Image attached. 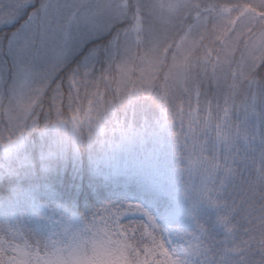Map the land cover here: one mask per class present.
<instances>
[{"label": "snow or ice", "instance_id": "1", "mask_svg": "<svg viewBox=\"0 0 264 264\" xmlns=\"http://www.w3.org/2000/svg\"><path fill=\"white\" fill-rule=\"evenodd\" d=\"M200 7L0 0L8 143L38 128L37 109L49 100L55 118L50 107L45 126L67 123L72 110L75 136L88 123L86 153L122 178L112 195L110 181H82L75 204L99 206L83 219L60 214L67 223L58 231L0 223V264H264V21L243 44L260 56L237 61L243 27L227 36L235 20L213 15L216 4L208 15ZM191 8L196 22L185 23ZM69 153L81 155L79 140ZM64 182L73 183L70 172Z\"/></svg>", "mask_w": 264, "mask_h": 264}, {"label": "rangeland", "instance_id": "2", "mask_svg": "<svg viewBox=\"0 0 264 264\" xmlns=\"http://www.w3.org/2000/svg\"><path fill=\"white\" fill-rule=\"evenodd\" d=\"M188 2L192 5L199 4L201 6L199 11L202 15H208L209 11H211V9L207 7L208 5L216 4L218 7L216 8L213 15H218L219 17L225 18L230 16L233 20H235L236 28L229 31L226 34L227 36H234L235 32L241 27H243L247 34L249 32L247 31L249 28L252 29L255 24L257 25V23H260V21H264V0H215V2L214 0H188ZM221 5L229 6L231 11L229 12L226 9H221L219 7ZM188 12L193 14L190 23H195L197 19L196 9H188L183 15L187 16ZM241 21H243V26L241 25ZM260 30L261 26L256 35L259 34ZM249 43H251V41ZM237 49L238 48L235 49L234 57ZM241 55L245 57H258L260 56V51L252 49L246 50L244 48L240 53V57ZM25 133L30 134L31 131H27ZM0 135H3V142L0 143V152L5 158H9L13 161L12 163H14L10 171L12 173H22L24 175L32 174L33 177H36L35 180L39 179V172L42 174V177H45L48 173H50L51 169L54 167V158L58 154H60L62 157H65L67 151L72 149V147L76 144V136L73 132L72 120L70 124L61 123L59 125H48L47 127L44 125V128L39 130L36 144L34 141L27 142L25 135L16 143L9 144L4 126H0ZM61 148H63L65 151L58 152ZM50 150L58 152V154L53 155L48 159H43L42 157ZM30 190L31 187H28L27 192L29 195L26 198L28 200L29 212L24 214L19 211L6 210L4 212L5 215L0 217V223H12L14 225H18L25 231L34 230L49 233L53 230V228L58 231L61 227V224L67 223L61 219V215L65 212L71 213L80 219L84 218L83 216L79 215L74 210V208H71L67 205L56 204L55 206H51L44 201L42 202L37 200V197L33 194L34 191L31 190L30 192ZM50 210H56L57 215L51 219H48L47 217L50 216ZM54 221H60L61 223L57 224L54 223Z\"/></svg>", "mask_w": 264, "mask_h": 264}, {"label": "trees", "instance_id": "3", "mask_svg": "<svg viewBox=\"0 0 264 264\" xmlns=\"http://www.w3.org/2000/svg\"><path fill=\"white\" fill-rule=\"evenodd\" d=\"M192 16L193 14L190 12L187 13V16L183 15L184 22L190 23ZM260 26V23H257V25L255 24L252 27L251 32L249 31L246 36L242 38L241 46L237 49L235 54V59L237 61L240 60V53L244 49V41L247 40V37L249 36L254 38L258 33ZM216 43L219 44L220 41H216ZM65 88H67V85H65ZM81 101L84 105L81 109V114H83L87 111V101L84 98L83 93L81 94ZM67 103L68 101L65 99V106H67ZM50 107L53 109L51 117L55 118L54 105H52L49 100H44L42 106L37 109V113L41 118L38 128H33L30 134H24L27 138V142L34 141L35 144L37 143L39 130L44 128V125L49 118ZM72 115L73 111L65 107V115L63 119L67 120V124L71 123ZM87 133L88 123L87 121L82 120L80 123L81 137L86 138ZM81 137L76 136V143L79 140V147L81 149V155L79 157L69 153L71 149L67 151L65 157L58 154L53 160L54 167L51 169L50 173L45 177H42V174L39 172L40 176L37 180H35L36 177H33L32 174L24 175L22 173H12L10 169L14 165V163H12L13 161L9 158H5L0 152V217L5 215L4 212L6 210L19 211L24 214L29 212L28 200L26 199L29 195L27 192L28 187H31V190L34 191L33 194L37 197V200L44 201L51 206H55L56 204L67 205L74 208V210L83 217L90 215L91 210H94L99 204L94 205L88 212L81 211L75 204L74 189L77 188L82 181H97L102 183L110 181V187L106 188V192L109 195L114 194L117 191L118 186L122 183V178L116 176L108 165L101 164V162L95 157L87 154L86 150L88 145L85 142V139H82ZM69 172L73 179V183L70 186L66 185L64 182V177L69 174ZM5 179L10 182L15 181V183H10L8 187H5ZM17 188H20L19 193H13L12 191ZM10 194L12 195L11 200L7 199ZM133 198L144 200V202L147 203V200L140 195H136ZM161 222H164L163 219ZM185 227L187 228L188 225H185Z\"/></svg>", "mask_w": 264, "mask_h": 264}]
</instances>
